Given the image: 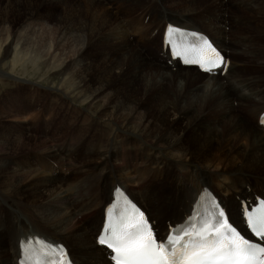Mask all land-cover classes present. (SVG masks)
<instances>
[{
	"label": "bare ground",
	"instance_id": "obj_1",
	"mask_svg": "<svg viewBox=\"0 0 264 264\" xmlns=\"http://www.w3.org/2000/svg\"><path fill=\"white\" fill-rule=\"evenodd\" d=\"M50 1L58 4L59 0ZM73 1L67 6L69 17H58L59 28L56 15L52 19L56 24L54 32L60 42L65 41L59 50L73 46V55L66 61L59 57L62 63L55 73L61 76L60 86L49 88L20 81L2 69L18 66L16 56L5 66V55L15 39L19 49L27 45L22 34L16 35L17 27L34 21V15L41 18L39 13L45 10L39 8L43 5L36 0H22L27 19L18 26L7 8H0V36L5 29L10 36L0 40L1 79L12 81L18 94L26 96L25 91H29L28 96L34 99H16L13 113L30 109L32 103L40 104L39 99L45 97L55 129L65 131L61 139L53 134L36 138L29 136L26 126H0V153H4L5 161L0 172V239L5 236L8 240L0 241V264H19V245L29 233L65 243L78 264H111V253L98 244L97 235L103 212L118 185H124L147 211L162 239L191 213L194 202L208 189L216 194L233 225L244 230L245 209L257 197L264 198V126L260 123L264 112V0H207L211 6L196 8L189 4L180 10L172 9L167 2L173 0H126L125 6L134 9L133 16L123 14L121 0H81V8ZM174 1L178 6L186 0ZM147 4L159 7L155 13H146ZM52 9L44 16L49 18L53 11L57 12ZM173 24L205 32L217 47L224 49L225 73L209 75L191 66L183 67L177 58L173 59L163 42L167 26ZM228 37H233L235 45L229 46ZM118 78L120 85L111 87ZM172 79L176 86L170 84L173 97L180 98L178 107L176 101L170 100L169 104V99L162 98L163 88ZM149 99L152 104H161L159 118L146 108V104L152 105ZM2 109L3 118L11 116ZM188 111L190 116H186ZM200 116H207L206 124L215 129L211 132L218 137L215 141L208 134L199 135L205 139L203 147L218 143L221 150L222 143L223 147L230 145L228 141L245 143L242 156H218L220 161L227 159L229 167H212L195 157L189 158L183 148L177 152L179 142L167 137L172 131L159 135L162 122L177 120L183 121L186 130L193 131ZM53 140L58 144L49 147ZM38 146L42 148L41 155L56 159L66 169V177L56 171L45 176L36 170V175H23L27 171L12 173L10 167L4 166L8 155L35 152ZM125 159L131 160L129 175L118 176L124 175L120 166ZM134 163L136 167L132 169ZM95 170L99 171L97 175L86 173L65 196L56 186L70 181L69 175ZM36 206L39 210L34 209Z\"/></svg>",
	"mask_w": 264,
	"mask_h": 264
},
{
	"label": "rangeland",
	"instance_id": "obj_2",
	"mask_svg": "<svg viewBox=\"0 0 264 264\" xmlns=\"http://www.w3.org/2000/svg\"><path fill=\"white\" fill-rule=\"evenodd\" d=\"M121 1L123 3V7H124L123 14L126 15V13H127L128 15H131V16L135 15V14H132L134 9H132L131 6H129V7L125 6L124 2L126 0H121ZM36 2H37V4L39 3V5H43L39 8V9H42L43 11L45 10L44 13L43 12L39 13V14H42L43 17L41 16V18H40V17H37L36 15H34V19H33L34 21L29 22V20H28L26 22V24L22 23V26L20 27V26H18L20 24V21H24L25 19H27V17H26L27 12H26V9H24V5L22 3V0H0V8L1 7L7 8V10L9 11L8 14L14 19V25L18 26L17 27V29H18L17 33H19V34H16V35L22 34L21 35L22 39L27 42V45H25V47L20 48L21 49L20 50L19 49L20 45L18 47H16L15 43H18V42L15 39V42H13V44H12V49L8 50L7 54L5 55L6 60L3 62V64L4 63L8 64L16 56L18 58V63L20 65L18 64V66L14 67L13 69L2 66V69H3L4 73H6V71H7V72L11 73V75L13 74V76L18 78L20 81H21V79L24 80L23 82H27V83L36 82V83H39V86L43 85L44 88L45 87L49 88L51 86H54V87L57 86L58 87V86H60L59 82H60L61 76L60 75L58 76V73L56 74L55 72L58 71L57 69H59L60 62L62 63V61L60 60L59 57H62V58L65 57V61L72 58L73 52H71L72 51L71 49L73 48V46H71L72 48L67 47L66 49L59 50V48L62 47V45L65 43V41L60 42L61 39L54 32V30L56 28V24H58V17L62 16V17H64V19H67L69 17L70 11L67 10L68 9L67 6L72 4L71 2H74V1L73 0L72 1L71 0H66V1L65 0H59L58 1L59 5L57 3H53L50 0H36ZM167 2L171 6H173L172 9H175V10H178V9L180 10L182 8H186L187 5H189V4L194 5V7H196V8L203 7V6L204 7L211 6L210 4L209 5L207 4L211 1H207V0L181 1L178 6L174 5V2H175L174 0L171 2H169V1H167ZM47 5H48V7L45 9L44 7H46ZM53 6H54L53 9L57 10V12L53 11L52 12L53 15L50 14L48 16L49 18L45 17L44 15L47 14L46 12L48 11V9H52ZM76 6H78V7L82 6L81 0H79V1L76 0ZM145 6H147L149 8L146 11V13H149V10L155 13L157 7H159V6H155L153 4L152 5L147 4ZM83 10H85L84 6H83ZM235 12H239V11L236 9ZM55 15H56V24L54 23L55 19L52 20L55 17ZM131 16H129V17H131ZM152 18L155 20L153 13H152ZM58 28H59V24H58ZM201 29H203V28H201ZM6 31L7 30L5 29L4 35L0 36L1 37L0 40L1 39L4 40L7 37L8 31L7 32ZM25 32H27V33H25ZM9 37H7V39H9ZM228 38H229V42H228L229 46L235 45V43L232 42L233 37L232 38L228 37ZM56 45H58V46H56ZM14 46L16 49L14 48ZM101 49H103V47H101ZM22 50H23V52H22ZM60 53H62V54H60ZM113 54H115V56L118 57L117 53H113ZM66 55H68V58H66ZM19 58L21 60H19ZM6 64H4V65L6 66ZM0 69H1V67H0ZM69 72L71 74V71H69ZM5 77H3V78H5ZM1 78L2 77L0 75V111H1V113H0V115H1L0 116V126L3 125L4 128L7 127L10 129L14 124H15V126H18V125L22 126L23 125V126L27 127V129H25V130H27V132H29L28 133L29 136H33L36 138L37 137L42 138L40 135H43L44 137H49L50 135L53 134L56 139H61L62 138L61 135H63L65 131H58L55 129L56 123L53 119H50V116H49L50 103H48V101L45 100V97L44 98L42 97L43 99L42 98L39 99L40 104L38 102L36 103V105H34L32 103V106H31L32 108L27 109V110L22 111V112L20 111L19 114L18 113L14 114L13 111H14V105H16V99L21 98V97H24L27 99H33V97L28 96L29 91H25V93H27L26 96H23L22 94H18L17 90H16V86L13 83H11L12 81H8L7 79L2 80ZM226 80H228V79L226 78L224 80L225 83L227 82ZM172 81L173 82L169 81L170 83L166 84L165 89L163 88L164 92H163L162 98L164 99V97H165V98L169 99V104H171L170 100H172L174 103L176 101L177 107H178V105L180 103V98L175 97L176 98L175 99L173 97V94H174L172 92L173 88L170 86V84H174V86H175V79H172ZM120 82H121V79H119V78L115 79V81L113 82V85H111V87H113V86L115 87L116 84L120 85L119 84ZM13 89H15V91ZM121 90L122 89H120L119 92ZM138 91H139V88H138ZM130 92H131V89H130ZM161 92H162V89H161ZM34 97H36L35 94H34ZM46 98H49V96H46ZM147 101L150 104L151 100L149 99ZM151 104H152V101H151ZM233 105H236V102H234ZM6 106H8V108L10 109L11 112L8 111ZM51 106H52V110H55L54 104H52ZM2 108L7 110V112H9L11 114V116H9V117L6 116L5 118H3L4 114L2 112H4V110ZM146 108H148L149 111H152L156 114L154 117L159 118L162 115L163 110H162V106L160 103H153L152 105L146 104ZM164 108L166 110H171L168 107H164ZM52 110H51V112H52ZM185 113H186V116H190V114H191L190 111L185 112ZM233 114L236 116L235 113H233ZM139 116H140V114H138V117ZM1 117L5 120H3ZM222 117L224 118V116H222ZM241 117L243 118L244 115H242ZM200 119L201 120L198 121V123H197V129H194L193 131L192 130L191 131L186 130V128L183 125V121L180 122L177 120L174 122H167L166 124L164 122H162L164 125L161 126L160 131H159V135L166 133L168 130L172 131L169 133L170 135L168 134L167 137L170 136L169 138H171V139L176 138L174 141L177 140L179 142L178 148L176 149L177 152L179 149L183 148L186 150L185 156H188L189 158L195 157L196 159L200 160L199 162L203 161L205 164H210L212 167H214V166L215 167L218 166V167H222V168L224 166L229 167L230 165L227 164L228 160L222 159V161H220V158H222V157L227 158V156L233 157V155H235V154H237V156L238 155L242 156L243 151L246 150L245 143L243 141H241L242 143L241 142L235 143V142L228 141L230 143V145L226 144L223 147L224 144L222 143V145L220 146L221 150H219V144L218 143L214 144L213 146L211 143V144L207 145V147H203L206 144L204 142L205 139L203 136H199V135L208 134L209 137L211 136V138H214V140L215 139L218 140V137L214 136V134L212 133L213 130H215V129L211 128L210 126H208L206 124L207 121H209L207 116L206 117L200 116ZM203 119H204V121H203ZM139 121H142V120H139ZM254 121H255V114H254V116L251 117V122H250L251 126L254 125ZM37 124H41L42 127L39 129L38 126L36 127ZM168 124H171V125L169 127H167ZM3 126H1V127H3ZM1 127H0V130H1ZM183 127H184V129H183ZM169 128H174V130H170ZM216 130H218V127H216ZM181 133H182V135H180ZM178 135H180V136L177 137ZM206 137H208V136H206ZM53 143L58 144V142L53 140L50 144H48V146L51 147L53 145ZM40 148L41 147L38 146L37 148H34L36 150L35 152L29 151V152L23 153L21 156L19 155L17 157H10L8 155L7 156L8 161L4 166L10 167V172H12V173H15V171H17L18 173H22L24 171H27L23 175H26V174H31V175L35 174L36 175L37 174L36 172H38V173L41 172L40 174L43 173L45 176H47V175L50 176L51 171H56L59 176L64 175L66 177L65 172H64L66 169L58 161H56V159H53V160H55V161H53L51 159L45 158L44 157L45 155H41V152H43V151H42V148L41 149ZM39 151H40V153H39ZM176 151H175V153H176ZM3 154L4 153H0V155H1L0 156V172H3L1 170V167H2L1 163L5 162L4 158H3V156H4ZM78 156L79 155H77V157ZM125 160L126 161H124V164H122L120 166V168H121L120 171L124 175L118 174V176H125L130 170L129 168L131 165V160H128V159H125ZM242 160L247 162V159H245L244 157L242 158ZM116 161H118V160H116ZM248 161H249V159H248ZM135 167H136V164L134 163L132 165V169ZM35 170H36V172H35ZM61 170L64 174H62ZM131 171H133V170H131ZM10 172H8V173L10 174ZM44 172H47V173L45 174ZM98 172H99L98 170L84 171V174L80 173L78 175L76 173L77 174L76 176L69 175L70 181L66 182V184H63V185L60 184V187L57 184H56V186L58 188H60V193H62L65 196V195L69 194L70 190L72 189V187H74V184H76V182L83 179V177L85 176L86 173H90V174H92V176H95V174L97 175ZM87 175H89V174H87ZM127 175H129V174H127ZM5 176H7V174ZM77 176H79V177H77ZM226 176H228V175H226ZM33 178H34V176H33ZM221 179H223V178H220V180ZM32 184L34 185L36 183H32ZM61 186H62V188H61ZM122 186L124 187V185H122ZM0 188H2V187L0 186ZM36 207H34V209L39 210L40 207H38V206H36ZM0 241L7 243L8 240L4 236L0 239Z\"/></svg>",
	"mask_w": 264,
	"mask_h": 264
},
{
	"label": "snow or ice",
	"instance_id": "obj_3",
	"mask_svg": "<svg viewBox=\"0 0 264 264\" xmlns=\"http://www.w3.org/2000/svg\"><path fill=\"white\" fill-rule=\"evenodd\" d=\"M169 31H173L171 25ZM182 31L175 29L174 34ZM191 35L194 38L191 50L196 55L191 59L185 57L184 63L197 64L206 72L225 63L206 37L198 33ZM175 55L181 53L177 51ZM248 222L257 236L264 237V208L255 218L249 216ZM98 242L111 250L115 264H264V246L243 237L216 203L211 212L189 219L178 228L173 226L163 239L155 233L144 213L133 208L119 214L118 222ZM63 256L61 250L60 264ZM46 264L55 262L49 260Z\"/></svg>",
	"mask_w": 264,
	"mask_h": 264
}]
</instances>
